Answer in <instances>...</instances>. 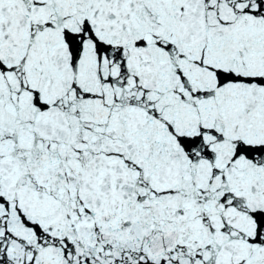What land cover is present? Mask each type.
I'll return each instance as SVG.
<instances>
[{
  "label": "snow or ice",
  "instance_id": "snow-or-ice-1",
  "mask_svg": "<svg viewBox=\"0 0 264 264\" xmlns=\"http://www.w3.org/2000/svg\"><path fill=\"white\" fill-rule=\"evenodd\" d=\"M0 264H264V0H0Z\"/></svg>",
  "mask_w": 264,
  "mask_h": 264
}]
</instances>
